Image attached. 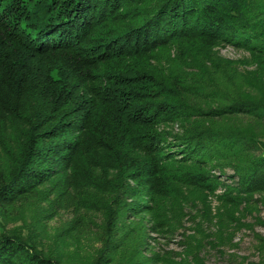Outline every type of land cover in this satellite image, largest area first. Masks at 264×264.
I'll list each match as a JSON object with an SVG mask.
<instances>
[{"label": "trees", "instance_id": "trees-1", "mask_svg": "<svg viewBox=\"0 0 264 264\" xmlns=\"http://www.w3.org/2000/svg\"><path fill=\"white\" fill-rule=\"evenodd\" d=\"M217 192L264 196V0H0V219L68 217L56 249L0 232V264L153 263L144 217ZM182 237L169 264H205Z\"/></svg>", "mask_w": 264, "mask_h": 264}, {"label": "rangeland", "instance_id": "rangeland-1", "mask_svg": "<svg viewBox=\"0 0 264 264\" xmlns=\"http://www.w3.org/2000/svg\"><path fill=\"white\" fill-rule=\"evenodd\" d=\"M214 53L218 59L233 62L243 73L255 69L246 64L249 55L244 51L220 46ZM218 194L188 197L177 214L178 221L174 217L171 223L170 232L173 233L158 231L151 218L145 216L142 252L144 256L159 260L148 264L179 262L182 236L185 235L195 236L202 241L204 248L200 257L205 264H264V248L260 247L264 241H259L264 240V196L255 195L250 203L235 208L222 205ZM66 220L68 217L48 220L43 218L40 208L27 205L13 210L9 219H0V232L24 238L35 237L43 242L47 250L56 249ZM65 242L61 244L63 251L72 256L66 262L79 263L84 250L77 255L75 243Z\"/></svg>", "mask_w": 264, "mask_h": 264}]
</instances>
